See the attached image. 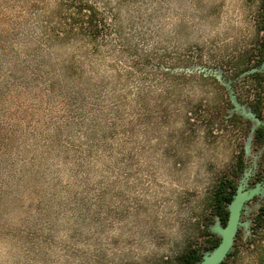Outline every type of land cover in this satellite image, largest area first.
Masks as SVG:
<instances>
[{
	"label": "rangeland",
	"instance_id": "374dc122",
	"mask_svg": "<svg viewBox=\"0 0 264 264\" xmlns=\"http://www.w3.org/2000/svg\"><path fill=\"white\" fill-rule=\"evenodd\" d=\"M261 53L264 0H0V264L211 250Z\"/></svg>",
	"mask_w": 264,
	"mask_h": 264
},
{
	"label": "flooded vegetation",
	"instance_id": "af4514ba",
	"mask_svg": "<svg viewBox=\"0 0 264 264\" xmlns=\"http://www.w3.org/2000/svg\"><path fill=\"white\" fill-rule=\"evenodd\" d=\"M263 60L264 54L262 53L258 63ZM245 93L252 110L260 120L253 137L257 166L254 174L250 177L248 186L245 188L255 187L258 183L262 185V188L245 203L241 214V220L244 224L239 226L233 247L221 264H264V72H258L250 77ZM233 118L236 121L241 120V116L236 114L233 115ZM230 120L232 121V117ZM243 123L251 126L250 119L244 120ZM244 152L245 149L242 148V168L237 175L233 176L236 190L239 186V179L243 176L247 165L243 157ZM221 223L222 225L226 224L222 220ZM213 234L219 238L218 244L220 237L216 233Z\"/></svg>",
	"mask_w": 264,
	"mask_h": 264
},
{
	"label": "water",
	"instance_id": "95a60500",
	"mask_svg": "<svg viewBox=\"0 0 264 264\" xmlns=\"http://www.w3.org/2000/svg\"><path fill=\"white\" fill-rule=\"evenodd\" d=\"M264 66V61L263 65ZM255 71H261V67H254L246 73H252ZM242 113L249 117L250 119L256 121V123L251 128V134L255 132L256 127L259 125L260 120L256 116L255 112L249 109L246 111L244 108ZM250 147V142L246 144V151ZM262 185L258 183L255 187L246 189L245 183L239 184L235 194L233 195L232 200L227 205L228 208V218L225 225H221V219L217 216L218 221L214 226L211 227V230L215 232L219 237V243L212 248L211 250H206L203 252L201 259L197 264H221L222 261L226 258L228 253L233 247L237 230L239 226L243 225L244 222L241 220V214L245 203L250 200L256 193L260 191Z\"/></svg>",
	"mask_w": 264,
	"mask_h": 264
},
{
	"label": "trees",
	"instance_id": "16d2710c",
	"mask_svg": "<svg viewBox=\"0 0 264 264\" xmlns=\"http://www.w3.org/2000/svg\"><path fill=\"white\" fill-rule=\"evenodd\" d=\"M241 163L242 160L240 157V164L236 168V171H234V176L240 172L242 168ZM235 190V180L233 179V177L225 175L219 180L211 196V205L213 208V212L220 217L223 223L226 222L228 216L227 205L232 200ZM207 234L210 235L211 238L208 240L210 244L205 248L211 249L216 246L219 238L210 231H207ZM201 255L202 253L199 249H190L180 257L179 264H196L200 260Z\"/></svg>",
	"mask_w": 264,
	"mask_h": 264
}]
</instances>
